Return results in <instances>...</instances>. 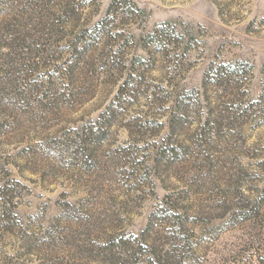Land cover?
Listing matches in <instances>:
<instances>
[{
    "label": "rangeland",
    "instance_id": "rangeland-1",
    "mask_svg": "<svg viewBox=\"0 0 264 264\" xmlns=\"http://www.w3.org/2000/svg\"><path fill=\"white\" fill-rule=\"evenodd\" d=\"M263 254L264 0H0V264Z\"/></svg>",
    "mask_w": 264,
    "mask_h": 264
},
{
    "label": "trees",
    "instance_id": "trees-1",
    "mask_svg": "<svg viewBox=\"0 0 264 264\" xmlns=\"http://www.w3.org/2000/svg\"><path fill=\"white\" fill-rule=\"evenodd\" d=\"M105 27H106V26L103 24V25H101V26L95 28V32L97 33L96 37L99 36L101 33H103V31L105 30ZM158 32H159V30L156 31V34H158ZM156 36H157V35H154V34L149 35V36L147 37V43H148L149 45L155 43V42H156ZM227 70L230 71V68H227ZM261 263L264 264V254H263V257L261 258Z\"/></svg>",
    "mask_w": 264,
    "mask_h": 264
}]
</instances>
